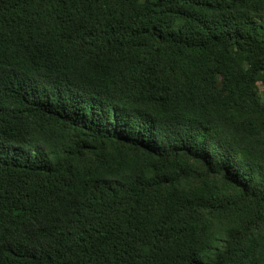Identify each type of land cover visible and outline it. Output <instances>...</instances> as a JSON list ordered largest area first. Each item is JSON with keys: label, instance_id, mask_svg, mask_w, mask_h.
I'll use <instances>...</instances> for the list:
<instances>
[{"label": "trees", "instance_id": "trees-1", "mask_svg": "<svg viewBox=\"0 0 264 264\" xmlns=\"http://www.w3.org/2000/svg\"><path fill=\"white\" fill-rule=\"evenodd\" d=\"M0 264H264V0H0Z\"/></svg>", "mask_w": 264, "mask_h": 264}]
</instances>
